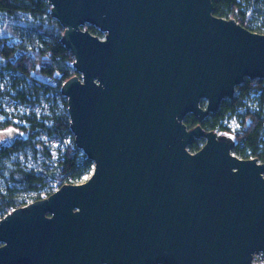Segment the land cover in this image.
Masks as SVG:
<instances>
[{
	"label": "water",
	"instance_id": "obj_1",
	"mask_svg": "<svg viewBox=\"0 0 264 264\" xmlns=\"http://www.w3.org/2000/svg\"><path fill=\"white\" fill-rule=\"evenodd\" d=\"M47 1L75 60L61 90L70 130L94 169L0 220V264L264 255V163L234 155L232 136L185 124L218 113L247 79L264 83V35L216 17L212 0Z\"/></svg>",
	"mask_w": 264,
	"mask_h": 264
},
{
	"label": "trees",
	"instance_id": "obj_2",
	"mask_svg": "<svg viewBox=\"0 0 264 264\" xmlns=\"http://www.w3.org/2000/svg\"><path fill=\"white\" fill-rule=\"evenodd\" d=\"M214 15L226 20H234L253 33L264 35V0H212ZM0 23L24 26L30 39L25 45L22 33L0 36V60L3 67L14 75L16 98L22 103H30L33 97L43 95L50 109L48 114L22 116L27 127H16L10 121H0V130L15 127L20 137L12 143L0 147V170L5 169L3 160L30 150L42 153L50 160V148L38 140L44 133L70 143L65 146L57 163L43 170H28L19 162L7 169L5 188L0 191V220L18 208L46 199L64 185H77L89 176L94 165L76 147L70 130L67 99L62 95L63 85L77 76L73 68L74 57L61 40L64 30L51 18V8L47 0H0ZM86 29L97 37L103 34L95 27ZM10 96L0 91V100ZM4 114L0 104V115ZM237 116L241 130L232 136L223 126L227 116ZM188 129L201 126L206 131H220L221 136H232L235 142L233 153L241 159H256L264 163V83L257 79L246 80L238 88V96L233 101H224L218 113L204 122L194 116L185 119ZM205 145L197 140L188 149L196 153Z\"/></svg>",
	"mask_w": 264,
	"mask_h": 264
},
{
	"label": "rangeland",
	"instance_id": "obj_3",
	"mask_svg": "<svg viewBox=\"0 0 264 264\" xmlns=\"http://www.w3.org/2000/svg\"><path fill=\"white\" fill-rule=\"evenodd\" d=\"M13 33L17 35L22 33L25 45L29 44L30 39L27 37L28 33L24 30V26L16 25L14 27V25L11 23H0V36H8L12 35ZM101 37L104 38V35ZM3 65V61L0 60V91L9 92L10 96H6L2 100H0L1 109L4 113L0 115V121H10L16 127H27V123L24 122L21 118L22 116L34 113L38 117H41L48 114L50 107L43 95L33 97L30 103H22L16 98V94L14 91L15 77L12 73L8 72L3 67ZM223 126L228 129V131L230 132L229 134H231L232 136H235L241 130L240 120L237 116L228 115L223 122ZM216 133L218 135H221L220 131H216ZM19 137L20 132L15 127H8L6 129L0 130V147L12 143ZM37 139L49 146L51 159H46V157L42 153L36 154L30 150H26L22 153L14 155L8 160H3L2 162L4 163L6 170L10 169L15 162L21 163V165L28 170L37 171L43 170L46 167H51V165L54 166L62 155L65 146L70 143L69 138H66L64 142H60L56 138L47 137L44 133L40 134ZM6 170H0V191H3L5 188V176L7 174ZM91 175L92 173L89 176L85 177L81 183L86 182L91 177ZM261 264H264V262H262Z\"/></svg>",
	"mask_w": 264,
	"mask_h": 264
},
{
	"label": "built area",
	"instance_id": "obj_4",
	"mask_svg": "<svg viewBox=\"0 0 264 264\" xmlns=\"http://www.w3.org/2000/svg\"><path fill=\"white\" fill-rule=\"evenodd\" d=\"M261 261L264 262L263 254L254 256L252 264H261L262 263Z\"/></svg>",
	"mask_w": 264,
	"mask_h": 264
}]
</instances>
